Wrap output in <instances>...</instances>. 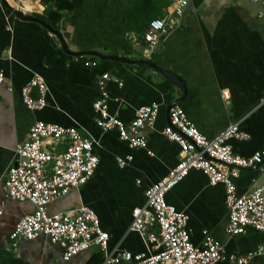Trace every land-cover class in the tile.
Returning <instances> with one entry per match:
<instances>
[{
    "label": "crops",
    "instance_id": "crops-1",
    "mask_svg": "<svg viewBox=\"0 0 264 264\" xmlns=\"http://www.w3.org/2000/svg\"><path fill=\"white\" fill-rule=\"evenodd\" d=\"M15 9V0H5ZM172 0H41L44 9L33 15L46 21L63 37L71 52L95 51L105 56L144 59L143 33L150 20L162 17ZM260 3L248 0H191L177 26L160 42L148 60L180 76L187 95L177 103L200 133L212 138L229 123L239 122L248 140H231L235 153L250 157L264 150V15ZM0 264H99L101 251L92 247L68 261L64 247L45 237L23 240L14 252L5 244L15 223L33 211L28 201L5 196L2 185L14 148L22 143L36 121L72 127L93 142L99 163L93 176L48 206L58 213L81 205L91 208L101 228L109 234L108 250L145 252L136 232L130 231L131 212L145 202L144 191L166 175L178 160V145L161 133L168 124L166 108L183 95L170 80L146 64L104 60L93 55L66 54L50 31L32 21L20 20L0 0ZM105 73L108 111L128 123L136 108L159 104L152 128L142 130L145 149H131L116 130L103 131L95 124L93 102L98 81ZM35 74L48 89L46 106L31 111L22 102L20 89ZM120 83V84H119ZM12 88L8 90V86ZM222 91L227 97L222 96ZM33 96H37L35 91ZM150 151L152 155H149ZM132 156L121 168L116 157ZM139 181V183H137ZM244 193L264 183V160L242 170L234 180ZM224 187L209 186L204 174L192 170L165 195L167 204L188 215L189 236L200 246L205 235L218 240L226 256L253 251L264 242V231L249 228L246 234L226 233ZM217 264H229L228 257ZM251 264H261L254 257Z\"/></svg>",
    "mask_w": 264,
    "mask_h": 264
},
{
    "label": "built area",
    "instance_id": "built-area-1",
    "mask_svg": "<svg viewBox=\"0 0 264 264\" xmlns=\"http://www.w3.org/2000/svg\"><path fill=\"white\" fill-rule=\"evenodd\" d=\"M191 0H172L162 17L149 21L143 33L144 59L158 49L161 40L178 24V18ZM260 3L258 16L264 15V0H248ZM15 9L35 14L44 9L41 0H15ZM105 73L98 81L99 95L92 104L95 124L103 131L116 130L119 138L131 149H145L146 137L142 130L152 128L159 113V104L136 108L133 118L124 123L108 111L109 95ZM4 81L0 73V83ZM120 84V83H119ZM8 90L12 88L8 86ZM35 91L37 96H33ZM22 102L31 111L46 106L47 84L41 75L35 74L20 89ZM222 96L227 93L222 91ZM264 104V95L260 99ZM161 133L179 147L178 160L157 182L144 191L145 202L131 212L130 231L141 238L145 252L132 254L129 251H109V234L104 231L96 213L81 205L58 213H50L48 206L65 196L70 190L85 184L94 174L99 159L93 153L90 138L72 127L36 121L28 129L27 137L15 146L13 162L3 180L5 196L16 201H28L32 212L24 214L9 233L5 250L14 252L23 240L31 241L45 237L51 244L64 247L62 260L92 247L101 251L99 264H217L228 257L229 264H251L259 257L264 264V242L253 251L241 255L226 256L224 246L213 237L205 235L200 246H195L189 236L188 215L178 212L165 201V195L180 183L192 170L204 174L209 186L223 185L227 208L226 233L230 236L246 234L249 228L264 231V183L244 193H238L234 180L242 170L262 164L264 150L250 157L234 152L231 140H248L250 135L240 130L239 122L229 123L212 138L198 131L178 104L169 109V123ZM152 155L150 151H147ZM132 156L116 157L123 168L132 161ZM139 183V181H137ZM1 214V211H0Z\"/></svg>",
    "mask_w": 264,
    "mask_h": 264
},
{
    "label": "water",
    "instance_id": "water-1",
    "mask_svg": "<svg viewBox=\"0 0 264 264\" xmlns=\"http://www.w3.org/2000/svg\"><path fill=\"white\" fill-rule=\"evenodd\" d=\"M2 4L6 7H8V9H10V11L12 12V14L17 17L20 20H25V21H32V22H36L38 24H40L41 26H43L44 28H46L48 31L51 32L53 39L59 43L60 48L69 55L72 56H80V55H93L95 57H98L100 59H104V60H115V61H121V62H125L128 64H146L147 66L151 67L152 69H154L155 71L159 72L162 76H164L165 78H167L168 80L171 81V83L178 88L179 90H181V92L183 93L182 97L178 100H176L175 102L169 104L166 108V117H167V122L169 123V109L179 103L181 101V99H184L185 96L187 95V86L184 82V80L178 76L177 74H175L172 71L169 70H165L163 68H161L160 66H158L155 62L148 60V59H141V60H129L125 57H119V56H105L102 54H99L98 52L95 51H85V52H71L67 49V46L65 44V41L63 39V37L61 36V34L59 33L58 30H55L53 27H51V25L49 23H47L46 21L38 18L37 16L33 15V14H29V13H25L22 12L21 10H17L14 8H10L5 0H1Z\"/></svg>",
    "mask_w": 264,
    "mask_h": 264
}]
</instances>
